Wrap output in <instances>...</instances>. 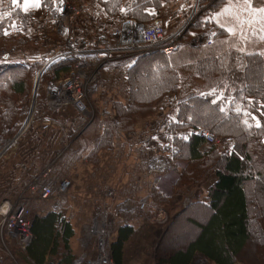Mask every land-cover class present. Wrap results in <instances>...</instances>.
<instances>
[{
	"label": "trees",
	"instance_id": "obj_1",
	"mask_svg": "<svg viewBox=\"0 0 264 264\" xmlns=\"http://www.w3.org/2000/svg\"><path fill=\"white\" fill-rule=\"evenodd\" d=\"M18 1L21 4L22 0ZM170 1L174 2L107 0L105 8L112 16H119L126 8L131 19L151 24L163 11H167ZM223 1L211 9L218 8ZM53 3L54 0H40V10L50 11ZM20 4L0 0V53L12 48L23 49L29 44L28 39L21 35L5 38L9 25L21 26L25 30L30 22L37 20L35 11H25ZM209 12L202 7L190 29L215 28L218 36L224 34L225 30L215 25ZM165 28L169 29L168 26ZM2 57L10 61L0 64V131L7 128L13 134L21 122L19 100L29 96L34 73L41 63L13 61L9 52ZM169 57L155 51L137 57L128 69V101L114 106V113L122 122L123 129L132 128L138 119L153 115L162 98L178 92L179 75L170 67ZM240 58L235 63L242 64L241 68L238 66L229 73L232 88L226 89V99L218 100L215 95L189 96L182 101L178 120L171 126L179 146L176 158L179 163L187 164L176 180L174 190L200 183L211 171L216 172L217 182L205 200L181 211L168 227L155 256L157 264H264V56L254 53ZM74 62H55L49 68V78L52 81L64 79ZM228 98L234 101H228ZM201 130L213 131L223 140L232 139L234 145L221 157L215 147L206 151L205 139L199 134ZM179 132L192 134L185 141L177 137ZM101 146H97L95 152ZM259 183L261 187L258 190ZM152 194L154 206L169 201V197L157 189H153ZM205 213L203 222L195 220L198 214ZM185 214H188L187 221L196 229V234L186 239L183 245L169 250L162 248L177 220ZM134 233L135 229L129 223L118 228L112 244L115 264H124L125 247ZM32 234L27 250L18 252L26 263L75 264L76 256L70 244L75 229L62 213L47 206H38L32 212ZM176 241L172 237L170 242ZM250 245H253L256 262L245 257Z\"/></svg>",
	"mask_w": 264,
	"mask_h": 264
},
{
	"label": "rangeland",
	"instance_id": "obj_2",
	"mask_svg": "<svg viewBox=\"0 0 264 264\" xmlns=\"http://www.w3.org/2000/svg\"><path fill=\"white\" fill-rule=\"evenodd\" d=\"M65 1L73 6L78 12L76 15L73 14L72 17H68L66 19L65 27L67 28V38L61 35V32H59V25H56V23L53 21L54 16L52 14V9L57 5L59 0H54L53 6L50 11H41V18H36L37 20L30 22L28 29L24 30L21 29V26H15L14 24H11L9 25L10 27L8 26L9 28L7 27L5 31L7 32L5 38L13 35H21L22 37L28 39L29 44L26 46V48L23 49L21 47V49L12 48L10 51H8V49L7 51H2L0 53V64L10 61L3 60L4 57L1 58V55L5 53L7 55V52H9L11 53V59L13 61L21 62L24 64H33L36 62H40L41 66H39L34 73L32 89L29 96L27 98H22L19 100L18 108L20 110L21 117L19 127L13 134H10L7 128H4L0 131V140H3L7 143L18 136L23 125L29 121L28 126L24 129V131H22L19 138L14 143H11L10 146L6 149L3 158L0 160V164L3 163V161H5L7 157H9L13 161L15 160V169H13L14 176H16L17 174L19 176V173L17 172H19L20 168L23 167V170L25 171L24 166L28 165L29 168L32 167L35 169H33L34 171H31V169L27 170L28 177H30L31 172L36 173L40 171L44 165H47L51 161H53L55 156L58 154L51 145L46 146L48 145V143L52 142V139L53 141L59 139L61 140L60 142L64 144L70 142L74 143V141L85 134L86 130H88L91 126H94L97 121L99 122L101 120L103 122V124L101 125L105 126V128L111 126V131H109L108 133V138L111 142H115V144L118 145L119 149L115 148L116 150H114L113 148L108 151L102 152L103 155L101 156L103 157L104 161V163L102 164V173L98 174L95 179L92 180L91 187L94 189H89L92 190L91 193L95 195H93L92 197L97 198V200H95L100 202L101 192L104 188L107 187L103 184H106L108 180L107 176L104 175L105 173L108 174L109 172L106 171L111 169L108 164L112 161L116 162V164L118 165L121 164L120 162H122L124 159V157L121 156V154H123L122 145L124 142H127L129 140L128 135H120V132L122 131V122L114 113V106L116 104H125L128 101L130 94V90L128 87L129 76L125 72L118 74L114 73L112 72V69L102 70L103 73H100L97 81L95 82L96 85L94 84V92L91 93V95H89L87 99L89 108L94 113V119L88 126H86V122L88 121V119L84 123V118L79 116L75 112L73 107L67 106L65 108L53 109L49 105V91L54 81L49 78V69L46 70V72L41 77H39V75L43 71L44 67L48 64V62L53 60L54 57L58 56L59 53H66L70 51L77 46L80 40L83 39L92 38L99 35H105L108 39H110L113 33L120 27V25H122L123 21L131 18L130 16H128L126 8L123 9L124 11H122L119 16H112L111 14H109L105 8V3L107 0ZM22 2L23 0L20 4V2L17 0V3L15 4L18 5L19 3L20 5H22ZM218 2H220V0H217L215 3L217 4ZM195 3L196 0H174V2L170 1L167 6V10H169V12L163 11L162 14L163 16H169V14L171 13L170 16L172 15L173 19H171V23L169 25L165 26H168L169 29H174L180 27L181 25H184L185 18L180 17H182V15H186L184 13L189 14L194 8ZM245 4L246 2L243 0H224L223 3L218 6V8L212 10L210 7L206 11H210L209 13L212 16V20L215 25H217L218 23L219 25H226L228 29H231V36L234 42L237 41L238 47H241L243 49H263L264 23H262L263 25L258 24L257 26H255L254 24H248V22L243 20L245 15H247V13L249 14V11L244 9ZM237 9L238 13L236 14ZM172 10H174V13H172ZM197 10L198 16L202 9L197 8ZM244 10L246 13H243ZM235 17H238L240 20L236 21ZM217 27L221 28L218 25ZM207 30L193 31L189 28L184 36H186L187 34V37H189L190 39L196 33L204 32ZM217 36L215 37V40L217 39ZM93 69L95 68H91V70ZM67 77L61 79L58 82L67 80ZM160 101L156 104L155 112L153 115L138 119L136 121L139 122L148 118L153 119L152 122H149L148 124L144 125V127H142L139 136L135 135L134 139L132 138V136H130V141L132 139H137L140 140L141 143H143L150 141L152 138H155L157 136V131L156 129H153V124L157 123L156 125H159L158 121H160V124L162 123L159 119L162 118L163 115L160 116L159 114L162 113L163 108H167L170 105V103L168 104V102ZM181 103L182 102L178 104L179 109ZM83 128L85 130H83ZM170 131L172 133L171 136L160 135L162 140L160 141V143L155 144L156 147H154V149L151 151L145 149L143 150V145L140 143L136 144L139 148V155L142 157L143 162L145 161L140 167V175L141 182H144L143 185L146 187V194L142 195V197L133 199L136 202H139L140 200H143V198L147 197L150 199V201H152L154 198L152 191L153 189H157L165 196L169 197V201L166 204L153 206L155 208H162L165 210L167 216L163 222L159 221L156 223H152L148 213L146 212L142 213L141 215L131 217L127 221L131 225L133 224L134 220L141 221L143 224H145L146 222L148 223L149 229H147L146 237L141 236L139 240L136 239L137 243L135 245L134 243L136 241L132 242L133 245L131 246V248L134 249L135 247L138 248L139 244H141L144 239H149L151 236H153L155 231L161 230L160 232L163 233V235L158 245L159 248L163 238L166 235L168 227H170V225L174 222V219L181 213V211L186 210L195 202L202 201L207 198L212 187H210V185L208 184L210 182L209 177L216 174L215 171H211L200 183L196 185H184L182 186V188L174 190V184L187 164L185 162L179 163V161L177 160L176 157L179 152V146L177 145V138L172 128H170ZM210 132L215 134L217 142L215 144H206L204 147L205 150L209 151L212 147H215L219 152L220 157L229 153L232 146L234 145V141L229 138L223 140V138L217 136L213 131ZM177 137L185 141L189 140V135L187 136L177 134ZM113 151H116L115 153H117L116 155H114L115 158L112 155L114 154ZM157 158L165 159L163 162L164 164L166 163L167 169L165 170L164 174H166L168 170H172L171 174L168 173V176L166 177L160 176L158 174H152L153 176H150L148 167L154 159V161L160 162L159 160H157ZM29 171L31 172L29 173ZM110 175L113 176L114 174L111 173ZM162 179H164V183L159 187V184L162 183V181L160 182V180ZM260 187L261 183L257 185V189L259 190ZM19 188L20 186L16 188L14 185V194L10 209H12L17 203L18 197L21 194V190ZM81 192V188H76L75 184V187L73 185L71 195H69L65 199H56L41 203L35 201L34 203H32V205H29L32 208V212L36 208H38V206L39 208L40 206H47L48 208H51L55 205L60 206L61 203L66 204L67 206L72 205L74 210L76 205L74 204L75 201L71 200V197L73 199H79L81 197L82 201L80 200L81 203L79 205L81 213L78 215L71 214L69 217L72 226L76 230V240L79 242L81 238L82 227L91 221L93 212L96 209L94 204H90L88 207H85L83 205V203H85V198L82 197ZM28 198L33 199L31 198V196H28ZM118 201H123V199L116 198L114 203ZM111 202L112 201H110V203ZM262 206H264V201H262ZM109 212L112 220L111 224L117 226L118 218L114 214L113 207L109 210ZM204 215H206V213L202 215L198 214V216L195 217V220L203 222L206 218V216ZM187 217L188 214H185L177 220L175 227L167 235L162 248L169 250V248L171 247L183 245L186 239L196 234V229L188 223ZM172 237L177 241L174 243L170 242ZM252 249L253 245H250L246 250L245 257H251V259L256 262ZM10 251L13 253L17 260H20L21 264H26L22 263L21 257L18 255V252H20L21 250L14 242L10 246ZM83 252L84 251L80 246V253ZM132 254L133 252L131 253V255ZM156 254L157 252L155 253V256ZM125 261L126 260L124 259V264H132L128 263V260L127 262ZM12 263L14 264L13 260H11L9 264ZM256 264L259 263L256 262Z\"/></svg>",
	"mask_w": 264,
	"mask_h": 264
},
{
	"label": "built area",
	"instance_id": "obj_3",
	"mask_svg": "<svg viewBox=\"0 0 264 264\" xmlns=\"http://www.w3.org/2000/svg\"><path fill=\"white\" fill-rule=\"evenodd\" d=\"M217 0H196L194 8L186 15L184 25L174 29H166L158 22L151 24L143 23L135 19H127L113 33L110 39L105 35L80 40L77 46L66 53H59L54 57L53 64L61 60H74L67 80L63 82L54 81L50 87L49 105L54 109L73 107L75 112L84 118L88 126L94 119V113L90 110L87 99L94 92L95 82L102 70L112 69L114 73H127L129 67L137 57L147 55L155 51H161L171 56L180 48L188 46L199 49L210 47L214 44L217 30L210 28L204 32L196 33L192 38L185 33L191 27L197 16V8L208 10L215 5ZM182 4V3H181ZM180 4V5H181ZM183 7V6H182ZM76 9L65 0H59L52 9L53 21L59 25V32L66 36V19L77 14ZM49 61V62H51ZM48 62V63H49ZM91 68H95L91 70ZM93 71V73H92ZM103 73V72H102ZM95 84V85H94ZM26 122L18 136L9 142L0 140V160L6 149L14 143L28 126ZM83 130H85L83 128ZM205 139L206 144H215V134L207 130L199 132ZM68 145L56 155L53 161L44 165L42 169L33 173L21 190L17 203L9 212L0 218V264H21L13 253L10 246L14 242L17 247L25 252L33 239L32 234V208L29 204L36 202H48L56 199H64L71 194L73 181L70 178L59 179L56 175V166L60 164ZM155 160V159H154ZM152 161L148 167L150 176L160 175L163 177L171 174L167 169L163 158H157L160 162ZM153 174V175H152ZM164 179L159 187L162 186ZM31 196L33 199H29ZM100 202L96 203L91 221L82 227L79 240L83 253L79 254L75 264H115L112 256V244L117 235L118 228L127 224L131 217L148 213L152 223L163 222L167 214L162 208H155L149 198H143L136 202L133 198H126L116 203L113 188L106 187L101 192ZM110 201H112L110 203ZM114 205V206H113ZM113 207L117 216V226H114L109 210ZM13 264V263H12Z\"/></svg>",
	"mask_w": 264,
	"mask_h": 264
},
{
	"label": "crops",
	"instance_id": "obj_4",
	"mask_svg": "<svg viewBox=\"0 0 264 264\" xmlns=\"http://www.w3.org/2000/svg\"><path fill=\"white\" fill-rule=\"evenodd\" d=\"M243 1L246 2L244 9L249 11V14L247 13L243 20L248 22V24H254L255 26H257L258 24L263 25L262 23H264V11H260V9H264V0ZM23 4L24 0L21 5L22 7ZM245 10L243 13H246ZM27 11H35V17L41 18L40 7H29ZM167 12H169V10H167ZM172 13H174V10H172ZM237 13L238 9L236 10V14ZM170 14L169 16H163V14L157 16L154 22L161 23L162 25H169L171 23V19H173L172 15L170 16ZM235 18L236 21L240 20L238 17ZM217 25L223 28L225 30V33L219 35L212 46L199 49L184 46L169 57L170 67L178 72L179 75V89L175 95H166L164 98H162L163 100L160 101L168 102V104L170 103V105L167 108H163L162 113L159 114L160 116L163 115V117L159 119L162 123L160 124V121L157 120L159 122V125H156L157 123L153 124V129H156L157 136L155 138H152L150 141L143 143H141L140 140L137 139L133 140L135 135L139 136L144 125L153 121V119L151 118L136 122L132 128H122V131L120 130V135H128L129 138V140L127 142H124L122 145L123 154H121V156L124 157V159L122 162H120L121 164L119 165L113 161L109 162V164L107 163L111 167V169L107 170L106 172L109 173H105L104 175L107 176V183H103L107 187L113 188L117 199L139 198L142 197V195L146 194V187L143 185L144 182H141L140 175V167L145 161L143 162L142 157L139 155V148L136 144H142L143 150H153L154 147H156L155 144L160 143V141L162 140L160 135H172L170 126H172V124H174L178 120V104L180 102H184L186 98L192 95H215L218 100L226 99L225 91L227 88H230L232 86L230 84L229 73L232 70L237 69L238 66L239 68H241L242 65L240 63H235V60L240 57L245 58L248 55L254 53H260L264 56V48L243 49L241 47H238L237 41L234 42L231 36L232 34L230 33L228 27L226 25H219L218 23ZM227 100L234 101L233 98H228ZM101 124H103L101 120L99 122L97 121L94 126H91L88 130H86V135L84 134L86 137L83 135L82 137L74 141V143H67L69 149L66 150L63 157L60 159L61 163L56 166L55 170L56 175L59 179L70 178L74 183V187L76 184V188H81V195L83 198H85V203H83L85 207H88L90 204H94L96 207V203L94 201L97 198L92 197L94 194H92V190L89 189H94L91 187L92 180L95 179L98 174L102 173V164L104 163L103 157L101 156L103 155L102 152L108 151L113 148L114 150H116L115 148L119 149L118 145L115 144V142H111L108 138V129H110L111 131V126L110 128H108L109 126L105 128V126ZM178 134L190 136L192 132L190 134L186 132H179ZM130 136H132L133 138L131 141ZM60 141L61 140L59 139H56L55 141H53L52 139V142L48 143V145L46 146L51 145L52 148L57 151L56 153H59L64 148L63 145H66L64 143H61ZM104 144H106L107 146H103ZM97 146L101 147L98 149V151L96 150L97 152H95ZM113 152V156L117 154L115 153L116 151ZM14 163L15 160L13 161L9 157H7L6 160L0 164V218L6 215L10 210V205L12 203L14 194V185L16 188L20 186L19 189L22 190L23 186L27 183V180L29 178L27 170L31 169L32 171L34 169L32 167L29 168L28 165H25V171L22 167L20 168L19 172H17L19 173V176L18 174L14 176ZM31 171H29V173ZM111 173H113L114 175L111 176ZM32 175L33 173L31 172L30 177ZM209 180L210 182L208 184L211 187L217 182L216 174L210 176ZM71 200L75 201L74 204L76 205V207L74 206V210L72 205L67 206L66 204L62 203L60 204V206L55 205L49 209L56 210L62 213L65 218L69 219L71 214L78 215L81 213L79 207L81 203V197L79 199H73L71 197ZM132 226L135 229V233L126 244L125 262H127L128 260V263L132 264H157L155 260V253L158 251L157 248L163 233L160 232L161 230L155 231L156 234L154 233V235L149 239H144L143 242L139 244L138 248L135 247L134 249L131 248V246L133 245L132 242L136 241V239L139 240L141 236L146 237L147 229L149 228L147 222L143 224L141 221L136 220L133 221ZM76 238L77 235L75 230V235L72 238L70 244L73 250V254L77 258V256L81 253L80 244L76 240ZM136 243L137 241L134 243V245ZM132 252L133 254L131 255ZM21 260L22 263H26L22 257Z\"/></svg>",
	"mask_w": 264,
	"mask_h": 264
},
{
	"label": "snow or ice",
	"instance_id": "obj_5",
	"mask_svg": "<svg viewBox=\"0 0 264 264\" xmlns=\"http://www.w3.org/2000/svg\"><path fill=\"white\" fill-rule=\"evenodd\" d=\"M12 2L15 4L17 0H12ZM29 7H40L39 0H24V10L27 11ZM260 11H264V9H260ZM229 31H231V29H229ZM5 35H7V32H5ZM257 126H259V122H257Z\"/></svg>",
	"mask_w": 264,
	"mask_h": 264
},
{
	"label": "water",
	"instance_id": "obj_6",
	"mask_svg": "<svg viewBox=\"0 0 264 264\" xmlns=\"http://www.w3.org/2000/svg\"><path fill=\"white\" fill-rule=\"evenodd\" d=\"M54 61L49 62L43 69V72L41 74V76L46 72V70H48L50 68V66L53 64Z\"/></svg>",
	"mask_w": 264,
	"mask_h": 264
},
{
	"label": "bare ground",
	"instance_id": "obj_7",
	"mask_svg": "<svg viewBox=\"0 0 264 264\" xmlns=\"http://www.w3.org/2000/svg\"><path fill=\"white\" fill-rule=\"evenodd\" d=\"M42 72H43V71H42ZM42 72L40 73L39 77H41Z\"/></svg>",
	"mask_w": 264,
	"mask_h": 264
}]
</instances>
